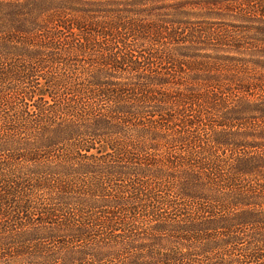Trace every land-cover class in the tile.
I'll use <instances>...</instances> for the list:
<instances>
[{"label":"rangeland","instance_id":"obj_1","mask_svg":"<svg viewBox=\"0 0 264 264\" xmlns=\"http://www.w3.org/2000/svg\"><path fill=\"white\" fill-rule=\"evenodd\" d=\"M132 179L166 220L141 210L129 235ZM98 234L118 256L85 264H224L249 244L260 260L239 264H264V0H0V264H65Z\"/></svg>","mask_w":264,"mask_h":264},{"label":"trees","instance_id":"obj_2","mask_svg":"<svg viewBox=\"0 0 264 264\" xmlns=\"http://www.w3.org/2000/svg\"><path fill=\"white\" fill-rule=\"evenodd\" d=\"M44 39L45 40H43V41L39 40V41H36V42H33V41L30 42V39L25 40V38L23 39V38L17 36V38H15L14 40H17V41H19V43L27 44V45L30 42V44L33 47L40 48L41 46L49 47L48 44L53 42V40H56V36L55 37H54V35L44 36ZM46 40L49 41V43ZM103 95H104V93H103ZM3 102H4V104L9 103L8 99H5ZM190 124H194V123L190 122L188 125H190ZM177 136L170 143L173 144V145L176 143L177 146L183 148L184 147V139H185L186 136L184 134H180V133H178ZM49 146H52V144L49 145ZM70 147L75 148L77 151H79V152H77L79 154H81V151L87 150L86 146H83V142H79L76 139L73 140V142L70 144ZM42 153H44V155H46L45 151H43ZM70 153L71 154H75L73 152H70ZM47 156H49V155H47ZM173 159H175V161L173 162L174 164L181 165L180 162L183 161L182 155L175 156V157H173ZM69 166L71 167V165H69ZM67 175L69 177V173H67ZM50 176L55 179V181L53 183L58 184V182H61V180L56 179L54 174H52ZM23 179L26 180V181H24L25 183H30V184L32 183L30 186H32L33 182L35 183L36 180H38L40 182H43V183H47V184L50 185V180L47 177L46 178L42 177V179H37L36 178V180H34L35 177H34V174L31 173V171L28 172V175L25 178H23ZM39 184H41V183H39ZM145 186H148V183H146V181H140L139 180V181L135 182V179H132V180H129V182L127 184L120 185L119 187L116 188L117 191H122V193H126V194L128 193L127 196L122 194L121 196L123 198H121L119 196L116 197L117 201H115L114 204L121 205L122 214L123 215H127L128 218L130 217L129 220L132 221V224H131L132 226L129 227V232H128L129 235H132L131 232H140V231H138V229H141V227L135 226V222H136V218L135 217H136L137 213L141 212V210L147 211V216H152V217L158 216V218L160 220H166V218H163V215H161L160 213L157 212V209H154V204L152 206H147V210H146V206L144 204H142V202H146V203H149L151 201L154 202V200H153L154 197H151V195L149 194V192H148V190L146 189ZM12 194L13 193H11L10 195H12ZM8 200L9 199H7L6 197H2V201L3 202H9ZM27 207H29L28 204H27ZM156 208H158V207L156 206ZM64 209H65V217H64L65 221L70 222V219L67 218V215L73 213L75 218L76 217L80 218L78 224L83 223V226H85L86 223L89 222V217L87 218L86 217L87 214H84V213H86V210H85L86 208H84V209H76V208H73L71 206H67L66 205L64 207ZM108 214L110 215V217L108 218V221L106 222V225L112 231V229L114 230L115 227H116V224L118 223L115 220L117 214L114 213V212L108 213ZM54 217H55V208H50V209H47L43 219L46 222L52 223V220H54ZM77 225H76V227H74V229H72L73 232H72L71 238H73L76 241L91 240L92 239V235L90 234V232L87 231V230H84L81 226L77 227ZM102 226H105V222H104V224ZM98 235H99L98 238H95V239L92 240L93 243L99 245L97 250L92 252L91 249L89 248L90 245H87L85 248H76L75 251H70V256L67 259H64V263L65 264H74V263H76V264H78V263L85 264V263H89V262H92V261L101 262V261H103V259H108V258H112V257L116 258L118 256V254L116 252H113L114 250L110 249L109 241H104L102 236L100 234H98ZM116 241H117V238H116ZM259 248L260 247L255 246L254 244L253 245L249 244V249H248L247 252L244 253L245 255L243 256L241 254L240 257H242V258L235 259V260L230 259L229 261L225 262L224 264L244 263V262L247 261V259H249V260L253 259L254 261L257 260V259L260 260V254L258 252ZM199 254L192 255L191 253H181V254H179L177 256H172V257L171 256H166L162 260H159L158 263H160V264H168L169 262L175 263L177 261L178 264H185L184 262L186 261L189 264H199L198 260L195 259ZM56 259H58V257H55V255L52 254V255H50L48 257H42V260H40L38 264H52V263H56ZM210 261H212V260L210 259ZM131 262H132V264H143L141 261H138L137 259H132L131 261H129V263L126 262V264H131ZM27 264H29V261H28Z\"/></svg>","mask_w":264,"mask_h":264}]
</instances>
